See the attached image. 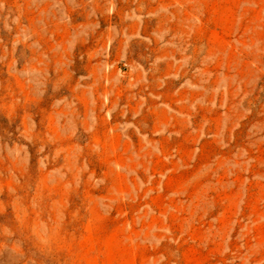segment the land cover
<instances>
[{
  "label": "rangeland",
  "instance_id": "rangeland-1",
  "mask_svg": "<svg viewBox=\"0 0 264 264\" xmlns=\"http://www.w3.org/2000/svg\"><path fill=\"white\" fill-rule=\"evenodd\" d=\"M0 264H264V0H0Z\"/></svg>",
  "mask_w": 264,
  "mask_h": 264
}]
</instances>
